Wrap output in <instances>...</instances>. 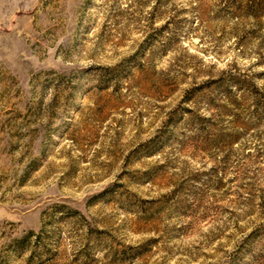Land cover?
Listing matches in <instances>:
<instances>
[{
    "label": "rangeland",
    "instance_id": "obj_1",
    "mask_svg": "<svg viewBox=\"0 0 264 264\" xmlns=\"http://www.w3.org/2000/svg\"><path fill=\"white\" fill-rule=\"evenodd\" d=\"M264 264V0H0V263Z\"/></svg>",
    "mask_w": 264,
    "mask_h": 264
},
{
    "label": "trees",
    "instance_id": "obj_2",
    "mask_svg": "<svg viewBox=\"0 0 264 264\" xmlns=\"http://www.w3.org/2000/svg\"><path fill=\"white\" fill-rule=\"evenodd\" d=\"M40 236V233H34V232H29L25 235H23L22 237L20 238H16V239H13V241H11L8 245H7V250H6V256L4 257L5 259H3L1 261L0 264H3V263H9V256H10V252L12 251V253L14 252H23L27 249L30 248V244H31V237H39ZM10 251V252H9Z\"/></svg>",
    "mask_w": 264,
    "mask_h": 264
}]
</instances>
